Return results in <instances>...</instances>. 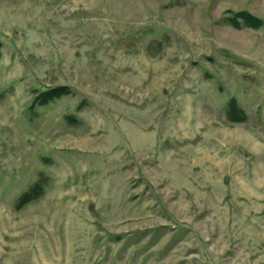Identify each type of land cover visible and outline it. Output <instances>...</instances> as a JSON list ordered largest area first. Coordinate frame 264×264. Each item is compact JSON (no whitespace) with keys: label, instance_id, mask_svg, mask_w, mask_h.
<instances>
[{"label":"rangeland","instance_id":"1","mask_svg":"<svg viewBox=\"0 0 264 264\" xmlns=\"http://www.w3.org/2000/svg\"><path fill=\"white\" fill-rule=\"evenodd\" d=\"M0 46V264H264V0H0Z\"/></svg>","mask_w":264,"mask_h":264},{"label":"trees","instance_id":"2","mask_svg":"<svg viewBox=\"0 0 264 264\" xmlns=\"http://www.w3.org/2000/svg\"><path fill=\"white\" fill-rule=\"evenodd\" d=\"M246 19H248V17ZM255 25H257V24H255ZM43 94L45 97H39L40 102H46V101L50 100L52 97H56L58 95L63 94V92H61V88H55V89H52L51 91L49 90V92L44 91ZM233 108H235V106H234V104H231V109L233 110ZM236 111L237 110L235 109L234 112H236ZM40 184H41V180H38L37 182H35L32 185V187L30 188L29 191H26L24 194H22L20 197V203L24 202V201L30 199L31 197H33L34 195H36L39 191Z\"/></svg>","mask_w":264,"mask_h":264}]
</instances>
